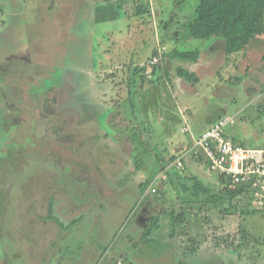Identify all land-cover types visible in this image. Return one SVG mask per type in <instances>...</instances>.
I'll use <instances>...</instances> for the list:
<instances>
[{"label":"rangeland","instance_id":"374dc122","mask_svg":"<svg viewBox=\"0 0 264 264\" xmlns=\"http://www.w3.org/2000/svg\"><path fill=\"white\" fill-rule=\"evenodd\" d=\"M141 2L147 10L132 0H0V264H264V214L244 196L221 197L219 176L182 131L184 113L196 132L226 112L241 142L264 146V106L245 108L242 87L208 85L212 72L230 76L224 51L189 36L196 0ZM162 45L159 64H146ZM195 49L211 65L187 96L178 68L193 65L172 51ZM168 168L210 192L193 195L179 179L154 192ZM154 212L152 250L143 231Z\"/></svg>","mask_w":264,"mask_h":264},{"label":"trees","instance_id":"16d2710c","mask_svg":"<svg viewBox=\"0 0 264 264\" xmlns=\"http://www.w3.org/2000/svg\"><path fill=\"white\" fill-rule=\"evenodd\" d=\"M141 7L143 10H147V8L143 5H141L140 8ZM186 27L188 28L189 36L193 38L210 39L212 37H219L224 39L226 41L224 49L225 54H235L247 46L253 39L264 35V0H196L195 16L187 23ZM158 49L159 47L153 50V56L146 60V64L148 63L151 65H158L160 61L152 63L153 58L159 56V60H161L163 55L168 52V49H166V51L160 55ZM172 56L179 59L181 58L184 60L195 61L200 56V50L195 49L191 51H176L172 53ZM146 64L144 66L137 65L133 70H143ZM178 73L179 76L183 77L187 81L194 83L199 81L197 74L189 72L188 70L181 67L178 68ZM132 92H137V90ZM198 155L202 156L201 154ZM176 158V155H174L171 157V160H176ZM199 159L205 160L203 157H200ZM159 161L161 164V169L165 171L164 169L166 168L167 164L164 163L162 158H160ZM166 172L168 175V182H175L177 179H179L184 191H190L193 195H205L206 193L210 192V188L199 182L196 179V176H184L177 169L168 168L166 169ZM219 179L221 197L235 199L236 197L244 196L250 204L247 188H244L240 185L224 183L222 177H219ZM186 180L190 181L191 184H188L190 182H187ZM148 184L149 181L147 185ZM143 188H145L144 184ZM157 190L158 191H155L156 193L162 189L157 188ZM163 192H165V189ZM53 208V204H51L49 218L54 219L59 226L65 228L66 226L64 223L57 216H55ZM249 212L264 214L263 211H257L254 209L249 210ZM168 213L170 217V236L173 237L176 231L180 213L178 214L174 208H171ZM161 224L160 216L157 215L150 221L149 226L143 231V237L146 238L145 243L149 246H153L151 247L152 250L156 249L155 245L153 244V240L155 239L151 238L150 236L155 230L161 228Z\"/></svg>","mask_w":264,"mask_h":264},{"label":"crops","instance_id":"0c3cea01","mask_svg":"<svg viewBox=\"0 0 264 264\" xmlns=\"http://www.w3.org/2000/svg\"><path fill=\"white\" fill-rule=\"evenodd\" d=\"M113 4H115L114 2L119 1V0H112ZM89 2V0H77V5L81 7H84V5H87ZM133 4H135L136 7L140 8L141 5L146 6L145 4H143L141 2V0H132ZM142 11V7L140 8ZM112 17V16H110ZM177 36V37H176ZM179 35L176 34L175 38L178 39ZM210 40H212V42L210 41L209 46L211 51H224L225 49V45H226V41L222 38L219 37H212L210 38ZM177 50H174L172 52H176ZM212 52V53H213ZM211 53V54H212ZM225 53V51H224ZM204 55L205 53H203L200 49V56L197 60L195 61H191V60H185V61H190V64H192V68L186 69L184 66L180 65L181 68L188 70L189 72H193L195 74L198 75L199 77V81L194 83V82H190L185 80L183 77L178 75V79L176 80V85L178 87V89H182L181 93H184L188 90L191 93L196 94L198 89H197V85H199L201 83V81L203 80L202 78H204V68H209V65H211V61H205L204 59ZM214 56V55H213ZM179 59V58H178ZM184 60V59H183ZM222 66L225 67V71L227 72V74L230 76H224L222 79L221 77H219L218 80H215V77H218L216 72H212L210 73L212 76V80H210V84L213 86L211 89L215 88L217 85V89H219L221 86L227 89H231L232 87H242L243 91L242 93L246 96V98H244V102L246 104L245 108H251L253 105L255 107H257L259 104L264 106V35H261L255 39H253L247 46H245L242 50H240L239 52L232 54V55H227L224 54V63L222 64ZM179 67V68H180ZM205 74H207V72H205ZM233 80H229L232 79ZM225 80H227L225 82ZM185 81V82H184ZM205 81V79H204ZM223 81V82H222ZM229 81V82H228ZM219 83V85H218ZM221 83V86H220ZM203 84L201 83V86ZM224 90V89H223ZM216 92H218L216 90ZM227 92V91H226ZM230 93V92H229ZM232 95V94H231ZM188 96V95H187ZM262 101V103H261ZM243 108V109H245ZM193 115L192 113L186 114L184 113V115H182L184 117V119L182 118V116H180V119L184 121L185 125H190V123L188 122L190 116ZM225 115H233L236 118V123H237V115L236 114H228L226 112L223 113H219L217 116L211 118L208 123L206 124V126L204 128H202L201 130H198L196 132H193L194 134H200L203 131H205L209 126H211L212 124H214L218 119H220L221 117L225 116ZM179 120V119H178ZM184 125V126H185ZM183 126V127H184ZM191 126V125H190ZM237 126L236 124L233 126H228L226 128V134L232 138L235 142L243 144L245 146H249L243 142H241L242 140V136H240V138L238 137V132H237ZM105 133V132H104ZM189 142L192 145V140H191V136H188ZM250 147H261L264 148V146H250ZM203 157V156H201ZM204 158V157H203ZM178 158H176L177 160ZM182 161V159H179ZM178 160V161H179ZM183 166V165H182ZM171 169V168H169ZM162 175H165V177H159ZM157 181L160 180V182L158 183V186H156L155 188H167L165 181L168 178V175L166 173L163 172H159L157 174V176H155ZM168 181V180H167ZM153 217L150 218V220L154 219L157 215H152ZM139 220H141V216L138 218Z\"/></svg>","mask_w":264,"mask_h":264},{"label":"built area","instance_id":"2783aa9c","mask_svg":"<svg viewBox=\"0 0 264 264\" xmlns=\"http://www.w3.org/2000/svg\"><path fill=\"white\" fill-rule=\"evenodd\" d=\"M166 49L165 45L159 47V54ZM159 59L154 57L152 63ZM235 124L233 115H225L200 134H194L188 125L182 131L189 133L192 149L205 158L212 172L222 177L224 183L247 188L252 209L264 212V148L245 146L230 138L226 128ZM178 165L183 162L179 160Z\"/></svg>","mask_w":264,"mask_h":264}]
</instances>
